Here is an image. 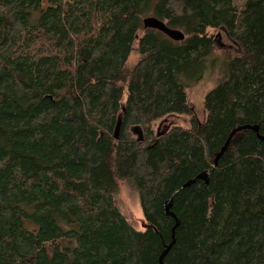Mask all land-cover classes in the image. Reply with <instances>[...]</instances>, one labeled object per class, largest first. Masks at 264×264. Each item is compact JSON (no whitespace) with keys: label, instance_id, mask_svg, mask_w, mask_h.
<instances>
[{"label":"trees","instance_id":"obj_1","mask_svg":"<svg viewBox=\"0 0 264 264\" xmlns=\"http://www.w3.org/2000/svg\"><path fill=\"white\" fill-rule=\"evenodd\" d=\"M146 16L184 38L144 28ZM209 30L240 52L219 67L199 121L186 87L211 56ZM170 115L189 125L155 132ZM241 125L258 131L235 132L214 165ZM259 136L264 0H0V264H161L172 194L179 224L163 264H264ZM119 180L146 229L120 211Z\"/></svg>","mask_w":264,"mask_h":264},{"label":"rangeland","instance_id":"obj_2","mask_svg":"<svg viewBox=\"0 0 264 264\" xmlns=\"http://www.w3.org/2000/svg\"><path fill=\"white\" fill-rule=\"evenodd\" d=\"M244 0H234V4L240 6ZM214 34V47L211 56L207 59L205 70L201 77L196 81L187 80L186 94L187 102L193 108L199 121L204 120L206 111L204 109V97L206 93L217 83L219 67L222 62L240 52L238 45L231 41L222 30L212 31ZM136 45H134V48ZM136 55H131L130 62H133ZM188 116L170 115L152 124L155 132H162L165 127L171 125H180L187 127L189 125ZM135 135L139 136V131L133 130ZM137 132V133H136ZM115 199L120 211L124 214L131 225L138 230H144L148 227V222L143 216L138 196L125 180L118 181V190ZM48 248V244L45 245Z\"/></svg>","mask_w":264,"mask_h":264},{"label":"water","instance_id":"obj_3","mask_svg":"<svg viewBox=\"0 0 264 264\" xmlns=\"http://www.w3.org/2000/svg\"><path fill=\"white\" fill-rule=\"evenodd\" d=\"M142 24H143L144 28L156 29V30L164 33L165 35H167L172 40L179 41V40H182L184 38V33H183L182 30L176 29V28H171V27L167 26V24L164 21H162L161 19H159V18H157L155 16H146V17H144L142 19ZM120 123H121V120L118 119V121L116 123V126H115V129H114V137L115 138L118 137ZM244 128L252 129L255 132L258 131V128H257L256 125H241V126H238V127L234 128L231 131V133L229 134V136H228L227 140L225 141L224 145L221 147L220 151L216 154L215 159H214V165L217 164L218 159L220 158L221 154L226 149V146H227L228 142L230 141L231 137L234 135V133L239 131V130H241V129H244ZM139 136H140V134H139ZM259 137H260V139L264 140V136H259ZM208 173H209V171L203 170L197 176V178L204 180L205 183H208ZM195 179L196 178L189 179L187 182H185L183 184V187L192 184L195 181ZM173 197H174V194H172L171 197L169 199H167L165 201V203H164L165 213L167 215L172 216L174 218L175 224H174V226L172 227V230H171L172 231L171 232V241L168 244L167 248L164 250V252L159 257V261H160L161 264H163L162 263V258L167 253V251L170 249L171 245L174 243V229L179 224V220L176 218L174 213L170 210V208L172 206V202H173Z\"/></svg>","mask_w":264,"mask_h":264},{"label":"bare ground","instance_id":"obj_4","mask_svg":"<svg viewBox=\"0 0 264 264\" xmlns=\"http://www.w3.org/2000/svg\"><path fill=\"white\" fill-rule=\"evenodd\" d=\"M134 132V131H133ZM135 133V132H134ZM137 133V132H136Z\"/></svg>","mask_w":264,"mask_h":264}]
</instances>
